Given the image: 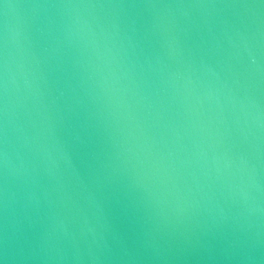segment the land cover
Returning a JSON list of instances; mask_svg holds the SVG:
<instances>
[{
	"label": "water",
	"instance_id": "water-1",
	"mask_svg": "<svg viewBox=\"0 0 264 264\" xmlns=\"http://www.w3.org/2000/svg\"><path fill=\"white\" fill-rule=\"evenodd\" d=\"M0 264H264V0H0Z\"/></svg>",
	"mask_w": 264,
	"mask_h": 264
}]
</instances>
